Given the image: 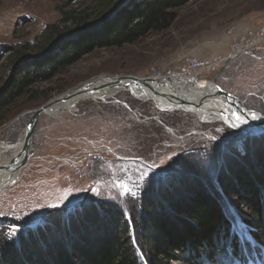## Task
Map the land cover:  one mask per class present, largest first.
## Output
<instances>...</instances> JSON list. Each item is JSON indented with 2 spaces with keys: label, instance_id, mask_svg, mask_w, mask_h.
Instances as JSON below:
<instances>
[{
  "label": "rangeland",
  "instance_id": "1",
  "mask_svg": "<svg viewBox=\"0 0 264 264\" xmlns=\"http://www.w3.org/2000/svg\"><path fill=\"white\" fill-rule=\"evenodd\" d=\"M105 1L0 0V92L16 67L45 55L42 47L66 24L63 12L95 8ZM258 1L189 0L177 9L168 28L120 47L84 53L53 76L30 84L4 109L0 127L11 122L0 131V142L16 145L34 109L54 103L84 82L116 74L146 76L150 68L169 73L187 53L219 61L197 81L213 82L239 99L246 111L264 115V43L227 59L233 38L247 28L239 26L243 11ZM155 100L138 86H129L104 99H80L71 110L39 115L26 163L0 190V264H10L11 255L24 264H35L39 257L45 263L56 257L57 249L73 251V245L85 238L95 239L101 229L93 222L103 227L121 216L140 264H149L140 238L147 226L144 200L154 201L152 212L172 218L176 211L169 194L185 200L194 189L207 192L232 220V227L239 226L253 246L264 249V231L239 218L246 209L224 188L228 183L237 186L240 176L264 177V126L250 130L235 116L208 120L189 110H161ZM91 154L104 156L103 170L75 185L67 183L62 166L84 164ZM11 156L0 152V160ZM87 209L94 221L81 224ZM77 224L85 229L82 233L74 230ZM250 230L261 239L249 236ZM241 247V254L229 250L224 257L214 254L212 261L202 262L264 264L263 251ZM24 251L33 255L27 258Z\"/></svg>",
  "mask_w": 264,
  "mask_h": 264
},
{
  "label": "trees",
  "instance_id": "2",
  "mask_svg": "<svg viewBox=\"0 0 264 264\" xmlns=\"http://www.w3.org/2000/svg\"><path fill=\"white\" fill-rule=\"evenodd\" d=\"M118 1L106 0L95 8H73L63 12L66 24L42 47L41 51L45 55L16 67L6 87L0 92V121L4 118V109L30 84L53 76L95 48L120 47L149 33L168 28L177 16V9L189 0H129L99 27L62 41H55L63 34L62 31L66 33L77 30L102 18ZM243 177L236 178L237 186L228 183L224 187L226 195H235L240 205L246 209V213L238 214L241 220L250 228L252 225L253 228L264 231V177ZM192 193L193 195H188L185 200H181L180 196H177V200L170 198L173 194H169L170 204L176 211L172 218L152 212L150 209L154 201L152 203V200H144L145 209L148 211L145 218L147 226L145 232L142 230L140 238L143 253L146 254L149 264H173L179 260H184L186 264H204L202 261H212L214 254L223 257L227 253L228 237L233 254L240 250L238 229L232 227L234 223L227 219L218 202L203 190L194 189ZM91 209H87L81 216V224H87L88 220L94 221ZM93 223L101 229L95 239L85 238L82 244L73 245V251L57 249L56 257L49 258L45 263L40 261L39 258L42 257H39L34 259V263L140 264L123 216L115 219L113 224H104L103 227L101 223ZM77 229L80 233L85 230L79 225L74 230ZM258 235L251 231L252 237L261 239ZM11 252H14L13 247ZM25 253L27 258L33 255L32 252ZM23 258L26 259L25 256ZM9 262L24 264L12 255Z\"/></svg>",
  "mask_w": 264,
  "mask_h": 264
},
{
  "label": "bare ground",
  "instance_id": "3",
  "mask_svg": "<svg viewBox=\"0 0 264 264\" xmlns=\"http://www.w3.org/2000/svg\"><path fill=\"white\" fill-rule=\"evenodd\" d=\"M172 90L170 91V97L167 98L169 105L174 107L173 109H184L193 111L196 114H201L208 120H216L221 117L235 116L236 120H240L250 130H253V126L259 122L264 121V115L258 112H252L245 109L240 101L231 97H226L215 88V85L209 80L197 81L195 78L173 77ZM102 79V78H101ZM197 79V80H196ZM94 79L89 82V88L84 91L87 86L86 83L81 84L79 88L84 91L79 96L71 97L68 100L57 99L54 103H46V112L58 114L64 110H71L74 105L84 98H107L114 96L122 88L129 86H138V88L148 97L155 98L156 103L158 97L155 92V86L151 84L142 83L141 81H134L130 79H124L118 86H114L111 82L115 81L114 78H104L102 80ZM200 80V79H199ZM97 81V82H96ZM138 98V97H137ZM226 98V99H225ZM24 136V135H23ZM23 144V138L16 144L10 145L6 142H0V152H11L12 156L6 160H0V190L6 187L9 183L10 177L12 180L16 178L19 169H15V166L21 159L15 158L17 153L21 150ZM18 150V152H15ZM10 166H13L11 168ZM239 228V229H238ZM238 231H241L238 226Z\"/></svg>",
  "mask_w": 264,
  "mask_h": 264
},
{
  "label": "built area",
  "instance_id": "4",
  "mask_svg": "<svg viewBox=\"0 0 264 264\" xmlns=\"http://www.w3.org/2000/svg\"><path fill=\"white\" fill-rule=\"evenodd\" d=\"M264 43V19L253 27H247L241 30L233 38L231 47L228 50L227 59H232L241 53L251 52ZM219 61L205 60L197 54H184L178 65L167 73L165 70L150 68L146 76H169L177 78L191 77L198 78L204 72L218 66ZM105 158L102 155L91 154L87 157L84 164L75 163L64 164L61 168L63 179L72 185L82 180L91 178L96 173L103 170Z\"/></svg>",
  "mask_w": 264,
  "mask_h": 264
},
{
  "label": "water",
  "instance_id": "5",
  "mask_svg": "<svg viewBox=\"0 0 264 264\" xmlns=\"http://www.w3.org/2000/svg\"><path fill=\"white\" fill-rule=\"evenodd\" d=\"M128 1L129 0H119L112 8H110L108 10V12L102 18H100V19H98V20H96L94 22H91L89 24H86V25L82 26L81 28H79L77 30H73V31H69V32L63 33L60 36H58L55 41L56 42L62 41V40H65V39H67L69 37L77 36V35L85 32V31H88V30H91V29L99 27L108 17H110L117 10H119L121 7H123ZM100 77H103V76H100ZM100 77H97V78H94V79H100ZM113 77H114L115 81H113L111 83L115 84L114 86H118L117 84H120L121 81L124 80V79H130V80H134V81H141L142 83L151 84V85L155 86V92H156L157 97L159 99L158 102L156 103V107L158 109H161V110H172L174 108V107H171L169 105V102L167 100V98H169L170 95H172V94H170V91L172 90V86H173L172 85L173 79L170 78L169 76L155 77V76H138V75H133V74H126V75L125 74H120V75L116 74V75H113ZM94 79H92L90 81H87V82H84V83L87 84V86L84 88V91H86L89 88L88 83L92 82ZM216 89L218 90V92H220L224 96L231 97L233 99H236V100L240 101L239 99H237L236 97H233L231 94L225 92L221 88L218 87ZM84 91H81V88L78 89V86H77V87H75V88H73V89L61 94V97L59 99L68 100L71 97L79 96V94L84 92ZM46 107H47V105L45 103V104L37 107L36 109H34V111H33L34 114L31 117V119H30V121L27 124V127L25 129V133H24V136H23L22 148L19 151V154H17V156H16L17 158H20L19 155H21V153H22L21 159H20L19 163L17 164V166H15V169H20L26 163V161L28 159L29 143H30V140H31L33 129L35 127V124L37 122V119H38L39 115L41 113H46ZM10 122L2 125L0 127V131L3 128H5L7 125H9ZM263 126H264V121L255 124V126H253L252 129H254V130L256 128L259 129V128H262ZM10 167L13 168V166H10Z\"/></svg>",
  "mask_w": 264,
  "mask_h": 264
},
{
  "label": "crops",
  "instance_id": "6",
  "mask_svg": "<svg viewBox=\"0 0 264 264\" xmlns=\"http://www.w3.org/2000/svg\"><path fill=\"white\" fill-rule=\"evenodd\" d=\"M262 3V4H261ZM264 19V1L251 2L242 13L241 27H253Z\"/></svg>",
  "mask_w": 264,
  "mask_h": 264
}]
</instances>
